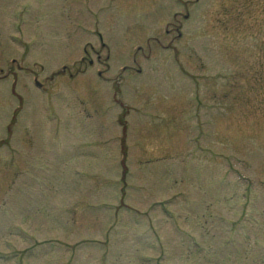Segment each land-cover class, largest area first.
Here are the masks:
<instances>
[{
	"label": "rangeland",
	"instance_id": "obj_1",
	"mask_svg": "<svg viewBox=\"0 0 264 264\" xmlns=\"http://www.w3.org/2000/svg\"><path fill=\"white\" fill-rule=\"evenodd\" d=\"M0 264H264V0H0Z\"/></svg>",
	"mask_w": 264,
	"mask_h": 264
},
{
	"label": "flooded vegetation",
	"instance_id": "obj_2",
	"mask_svg": "<svg viewBox=\"0 0 264 264\" xmlns=\"http://www.w3.org/2000/svg\"><path fill=\"white\" fill-rule=\"evenodd\" d=\"M184 18H185V17H184ZM90 64H92V63L90 62ZM79 70H81V69H78V71H79ZM86 71H87V70H86ZM71 76H72V75L70 74V77H71Z\"/></svg>",
	"mask_w": 264,
	"mask_h": 264
}]
</instances>
